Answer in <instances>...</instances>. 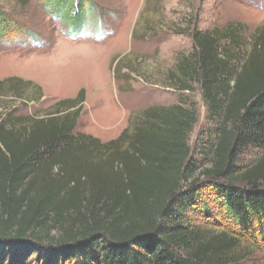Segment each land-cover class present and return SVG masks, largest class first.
<instances>
[{"label": "trees", "instance_id": "obj_1", "mask_svg": "<svg viewBox=\"0 0 264 264\" xmlns=\"http://www.w3.org/2000/svg\"><path fill=\"white\" fill-rule=\"evenodd\" d=\"M43 5L59 14L72 0ZM11 27L0 11V36ZM192 37L172 78L202 88L217 125L210 167L197 174L198 114L184 104L146 109L108 142L76 132L85 89L46 116L9 112L0 119V264H240L264 252V154L243 157L264 149V26L249 44L240 22ZM29 86L10 77L0 94L24 98ZM206 186L226 223L202 201ZM196 211L212 225L195 224Z\"/></svg>", "mask_w": 264, "mask_h": 264}, {"label": "rangeland", "instance_id": "obj_2", "mask_svg": "<svg viewBox=\"0 0 264 264\" xmlns=\"http://www.w3.org/2000/svg\"><path fill=\"white\" fill-rule=\"evenodd\" d=\"M43 1L0 0V11L13 26L0 36V81L19 77L34 83L24 98L0 94V119L12 111L46 116L57 101L85 89L76 132L108 142L134 128L146 109L184 104L198 114L190 135L197 174L209 168L217 125L208 120L201 86L182 90L172 74L193 51L195 30L240 22L249 44L264 26V0H72L59 14H49ZM262 154L264 149L251 148L243 157ZM201 192L211 213L226 223L211 188ZM188 214L198 225L214 220L199 211ZM240 264H264V252Z\"/></svg>", "mask_w": 264, "mask_h": 264}]
</instances>
